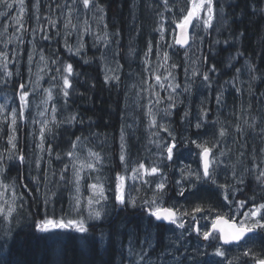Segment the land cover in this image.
Instances as JSON below:
<instances>
[{
    "label": "snow or ice",
    "instance_id": "snow-or-ice-1",
    "mask_svg": "<svg viewBox=\"0 0 264 264\" xmlns=\"http://www.w3.org/2000/svg\"><path fill=\"white\" fill-rule=\"evenodd\" d=\"M187 7H180L179 11L181 16L177 19L173 17L171 23L175 26L172 29L174 34L173 42L167 43V48H175L177 45L180 48L185 49L184 55L187 59L188 53L193 45H196L199 50L200 44L204 42L205 36L209 35L212 30H215L217 34L221 32V28L217 26L222 20L225 25L228 24L229 14L225 12L226 0H185ZM254 3H259V0H253ZM164 10L172 11L176 5H169V0H162ZM32 7L35 9V19L37 21V27L33 28V38L35 33L39 30L45 31V28L40 25V0H34ZM51 8V5H49ZM136 4L133 3V9ZM0 8L4 9L0 11V17L7 18L13 23L8 24L5 22L3 32L0 35L6 33L9 27L14 28V32L9 38L4 41V46L7 48L9 43L15 39L18 45L24 43L23 33L28 31L25 27V16L27 14V2L26 0H0ZM56 8H66L64 21V47L73 56H81L84 51L85 44L83 36L85 34H92V28L89 20L85 18L81 25L78 27V23H74L75 19L77 22L80 21L81 15L87 17L91 13L92 19L97 22V27L103 25L102 34L97 33L94 36V46L103 42L105 48L111 43L110 36L115 35L119 37L120 32L117 30L115 33H110L108 24L105 23L106 19V7L100 3V0H71V3L57 4ZM15 10L16 15L12 16L11 12ZM254 12H259L260 15L264 16V7H256ZM161 21L164 20L163 13L158 14ZM47 23L53 28L56 27L57 21L51 17H45ZM133 20H135V14L133 13ZM83 28V32L79 28ZM192 29V31H190ZM71 30V31H69ZM177 30H179L177 32ZM75 31L77 33L76 44L72 45L68 41V37ZM154 31L159 33V40L155 43L156 56L158 61H162L157 64L156 69H152V77H154L156 84L149 85L148 89H142L141 91H149L150 95L155 99H150L147 104H140L139 100L135 101L137 108H144L146 111L144 115L147 117V130L149 131L148 144L154 146L157 149L158 159L145 164L141 161L136 164L129 165L128 162V143H127V130L133 129V124L123 123L120 127L119 136V163L122 166V172L116 173L115 177V188L113 189V203L120 210H124L128 207L133 209L138 206L142 209L145 214L147 221L154 227H167L174 226V229L181 230L177 235V240L186 239L185 233L189 235L195 234L198 240L205 243L206 247L214 248L213 255L216 257L224 258L227 255V249L225 246L237 245L238 247H245L246 250L242 253L243 257H251L253 264H264V256L253 252L251 247H247L248 241L256 240L257 236L264 234V147L260 148V156H256V149L252 151V168L244 167L243 171L237 177V165L242 164L243 161L239 157L245 155L244 151L239 153L237 161L225 165L226 168L231 169V176L235 181V184L229 185L228 183H219L217 179L218 169L224 163L220 158L227 156L231 149L221 150L218 155L215 154L214 150L232 133L229 129L217 117L212 120L213 125H219L218 132L214 139H191L186 137H177L174 130L171 128L169 118L173 115V110L176 109L178 101L176 98L177 89L181 88V84L176 82V76L172 70L179 67L175 62L171 61V56L168 51H159L161 48L160 41L165 40V31L163 23H159L158 27ZM203 33V35H200ZM19 34V35H17ZM57 35H60L57 32ZM243 36V33L239 34ZM41 39L48 41L51 36L45 34ZM199 42V43H197ZM119 44V41H116ZM214 44L225 43L228 44L229 40L221 41L216 39L213 41ZM153 42L148 41L147 50L144 53L143 63L145 65V71L150 68L149 57L153 54ZM135 49L130 46L129 55L134 54ZM36 45L33 43L32 51L28 53V74L29 84L26 85L20 82L16 93L18 95L19 104L16 107H12L10 110L7 104V97L5 103H0V132H3L7 128V147L3 152H0V176H3L7 171L5 167V161H17L23 165L27 162V158L24 154L23 149L18 147V128L21 124L30 123L33 125H39L38 137L36 133H33L34 138L37 139L36 149L38 153L35 159V167L37 171L41 169L42 161L47 155V164L51 167L52 157L55 156V160L62 161L65 157L67 163L63 164V167L59 171V180L67 181V184L71 185L70 193V214L75 213V218H53L52 216L45 215L39 221L34 222V227L41 233L52 232L53 230H73L77 233L88 234L90 227L88 221H101L107 216L106 205L109 201L107 195L108 188L104 179L99 175L102 172L105 165V157L100 151H95L93 148L87 147L85 141L87 137L83 135L76 136L74 140L70 142L69 149L64 152H55L53 145L49 142V137L55 139L57 136V130L62 126H74L75 124H83V120L79 118L77 112H69L68 115L64 116L63 119H58V112L60 108L55 102L57 97L63 100V106L66 108L69 102V98L75 91L73 79L78 77L80 74L74 70L73 64L68 62H61L59 56L55 58L46 56L43 49L39 51V61L36 63V71L33 73L32 65L34 63V57L36 55ZM119 54L118 52L116 53ZM243 55V53H239ZM19 52L17 49L13 50L12 59H9L7 51H0V84H8L14 75V72L9 69V65L12 63H18ZM100 59L105 62L104 64V83L109 84L111 82H119L120 76L117 74L121 69L122 65L118 61H114L115 67H111L107 62V56L101 53ZM207 56L203 58L204 63H207ZM235 59V57H232ZM49 62L55 65L56 75L49 77V86L42 87V82L48 72L53 71L49 67ZM91 62V58H84V63L88 64ZM195 63V61H193ZM247 69L251 75V81H256L264 77L257 76V69L254 64L246 62ZM163 69V73L157 74L159 69ZM216 66L213 64L208 71L200 72L199 69L194 68L192 70L191 78L188 77V69L185 68V79L194 80L196 76L202 77V83L204 87L211 88V77L209 72H216ZM239 73L240 69H236ZM15 75H19V69L16 70ZM34 77V79H33ZM238 76L233 77V81L238 80ZM233 81H226L225 83H232V86L237 92H240V88L236 86ZM30 85V87H29ZM94 86V85H93ZM156 86L161 90H169L168 95L162 97L158 91H155ZM192 84L186 83L183 92L191 93ZM249 92L252 93V83H249ZM39 95V102H34L30 97ZM139 96V93L137 94ZM141 99L143 97H140ZM216 104L220 105L223 101V93H217ZM205 101H201L199 107L198 116L194 125H191L197 130L203 129L205 124L208 122L209 109L204 106ZM33 105L36 107V116H30V111ZM160 105H164L160 107ZM251 108V104H249ZM29 113V115H26ZM191 115L189 110H185L182 121L188 120ZM239 119V118H238ZM135 122L136 118L133 117ZM234 130L239 137L243 139L247 136L248 131L251 130L255 135H258L262 142H264V127H260L257 132L256 117H252L251 120L245 119L243 124L236 123ZM167 133V138L161 137L160 132ZM92 135H98L93 133ZM156 137L157 139H153ZM105 139L107 136L105 135ZM239 141L234 137V143ZM103 143V142H102ZM184 143H190L195 145L199 150L197 155L199 157V167L197 170H193L191 165H185L181 168V180L176 181L178 186L177 196L188 199V195H196V192L200 191L199 186L211 185L215 186L220 190L223 198V207L227 209L226 212L221 209H217L209 205L205 207L203 203L193 204L190 208H185L184 205L176 206L175 204L168 206L165 203V196L168 189V177L164 172V167L167 166L165 161L172 162L175 159L176 153L179 147ZM241 148L246 149L247 143L241 144ZM82 150H86V155H83ZM259 159V163H257ZM71 170V176L67 177L65 174ZM92 173L97 175L93 176ZM251 173L253 179L256 181L257 186L262 194L261 202H256V195L253 194L251 197L245 199H237V193H243V187H236V185H245V174ZM57 173L52 172L55 176ZM45 187L47 188L48 183V170L45 169L43 172ZM152 178V179H149ZM158 178V179H157ZM32 180L38 185L40 183L39 177H32ZM88 180H92V183H87ZM131 181L134 185L139 183L141 185L152 186V196L149 199H143L139 205L137 203L138 198L126 195L127 182ZM185 183L187 187H185ZM60 186L59 184L57 185ZM25 189L28 188L27 184H24ZM87 189L90 193L88 196L84 195L83 189ZM11 190V198L5 199V196ZM140 189L137 188V191ZM195 190V191H193ZM31 191V190H29ZM39 191V188L36 189ZM50 193V195H49ZM50 196H56V192L48 189L45 193L43 203L45 207L50 203ZM24 194H18L15 191V181L12 184H7L3 179H0V219L5 223H11L18 215V208L23 207V203L18 201L24 200ZM246 209V210H245ZM86 210L87 215H83ZM185 217L190 218L185 220ZM211 217L210 224H201V220H208ZM18 222V221H17ZM146 236L142 244H146L148 248H153L152 232L149 227H145ZM249 234H252L251 236ZM11 229H5L0 234V249H3L11 239ZM104 233L100 235V240H104ZM264 239V236L260 237ZM85 244L89 243L88 236L82 237ZM243 242V244L241 243ZM187 250V249H186ZM196 256L189 257L192 264H201V261L196 257L203 255L199 247L195 249ZM142 253V254H141ZM141 253H136L135 249L129 246L130 257L135 256L136 259L134 264H150V260H146L148 252L145 249H141ZM177 264H180L179 257H175ZM240 257H233L228 260L227 264H236ZM216 264H223V261H217Z\"/></svg>",
    "mask_w": 264,
    "mask_h": 264
},
{
    "label": "trees",
    "instance_id": "trees-1",
    "mask_svg": "<svg viewBox=\"0 0 264 264\" xmlns=\"http://www.w3.org/2000/svg\"><path fill=\"white\" fill-rule=\"evenodd\" d=\"M33 1L29 0V2ZM100 3L106 7L105 23L108 24L107 30L110 33H115L117 30L120 32L119 37L112 35L110 38L115 42L119 41V44H116L119 49L120 61L124 66L128 67L131 65L133 56L138 48L137 37L140 31V24H137L138 21L133 20L132 16L130 17L129 0H100ZM61 4H64V2ZM256 7H264V0H259V3H254L253 0H226L225 12L230 17L228 24L225 25L223 23L219 35L216 31L212 30L209 35L205 36L201 60L205 56L208 59L207 63L202 62L203 68L206 72L214 64L217 69L214 73L209 72L213 89V100L217 93L222 92L224 89L225 85L223 81L232 75L233 70H229L232 66L236 68L247 61L256 66L257 71L254 73L255 75L264 77V16L260 15L259 12H254ZM53 10L61 14L53 12L52 17L61 19L63 17L62 13L66 8H56ZM85 18L81 15L79 22L82 24ZM89 23L94 35L85 34L83 36L85 48L81 56H73L61 44L60 37L63 38L61 25H59L58 30L60 35H51L45 28L47 24H44L45 26L40 24L45 28V31L41 32L38 30L35 33V37H37L36 55L39 56L40 49L44 50L46 56L55 58L58 55L61 62L72 63L74 70L80 74L73 79L75 91L69 98L67 107L63 106V100L59 97H57L55 102L60 108L57 114L58 119H63L69 112H77L79 118L83 120V124L62 126L57 130L55 139L49 137V142L53 145L54 153H64L69 149L70 142L76 136L83 135V137H87L85 141L87 147L100 151L105 156L106 166L99 175L109 186L108 196L109 200H111L110 204H112L110 207L111 211L101 221H88L89 225H93L90 227L88 234L77 233L73 230H53L48 233L37 231L34 227V222L39 221L45 215L57 219L62 217L67 219L75 218L76 214H67V209H70V202L68 203L66 192L68 190L70 194L72 186L67 184V181L59 180V171L63 167V164L68 162L67 158L65 157L62 161H57L53 155L52 164L49 167L47 164L48 157L45 154V159L42 161L41 169L38 172L35 167V159L38 153L36 143L38 141L37 139L30 140L29 145L26 144L25 139L30 138V133L27 131V135L25 136L23 129L21 136L22 143H19L18 147L20 149L26 147L24 154L27 162L23 165L17 161L5 162V167L8 168L4 173L3 179L7 184H12L15 181V186H19L17 193H23L25 198L23 201H18V203H23V207L18 208V215L13 219L11 225L0 219V234L7 228L11 229L12 237L8 244L3 249H0V264H134L135 259L131 260L127 258L125 251L128 249L130 241H133L132 246L136 253H141V249L143 248L147 250L150 256L154 257H158L161 254L164 255L166 252H172L181 244L182 250L180 251V255L191 250H185V246H187L185 240L182 243V240L178 241L177 238H170L171 227H154L147 221L143 211H131L128 208L120 210L113 203L116 173L122 172V166L119 163L120 127L123 123H128V121L124 120L125 116L123 117L126 91L123 86L116 82L104 83V62L100 59V56L105 46L103 42L94 46V36L97 33L102 34L103 25L97 27V22L91 19H89ZM27 26L29 30L30 24ZM36 27L37 22L32 25V29ZM240 33H243V36H240ZM45 34L50 35L51 39L48 41L41 39ZM56 36H58V40ZM216 39L221 41L229 40V43L214 44L213 41ZM70 44L75 45L76 38H74L73 43L70 41ZM130 46L135 49L132 55H129ZM29 51L32 50L26 43L23 54L24 60L28 57ZM238 52L243 53V55H239ZM36 55L32 68L33 73L37 60ZM232 57H235V59H232ZM84 58H91V62L85 64ZM238 61L240 62L239 64H237ZM49 67L53 69L49 73V77L56 75L54 71L56 66L49 63ZM27 71L28 66L23 61L19 75H15L14 78L16 79L11 86L14 90L18 88V77H21L23 81L25 72ZM251 75L253 74L251 73ZM199 78L202 79L201 76ZM249 104V102H246L238 106V110L233 108L231 111L237 116V120L239 117L241 124L245 119L251 120L252 117H256L257 131H259L260 127H264V78L256 80V82L253 81L251 108H249ZM217 107L220 108V105ZM217 107L212 105L211 110L214 114H210L208 119H210V116L217 115L219 120L223 124H226L228 120L224 119V115L218 114ZM181 117V110L176 109L172 116L173 128L177 137L183 136L189 138L195 128L191 126L193 124L187 123L186 120L182 122ZM127 132H129V129ZM93 133L98 135H92ZM105 135L107 139H105ZM129 140L131 139H128L127 136V143ZM182 145L178 150L182 149ZM128 149H132L129 143ZM249 157L248 159L252 166L251 156ZM257 163H259V159H257ZM45 169L48 170V183H50H47L49 185L47 188L49 187L52 191L56 192V196H50V203L46 207L43 203L45 193L48 191L45 187L43 176ZM53 171L57 173L55 176L52 175ZM242 171L237 172V177H239ZM170 172L172 175V169H170ZM93 174L97 175L96 173ZM65 175L70 177L71 170ZM37 176L40 179L38 185L32 180V177ZM24 184L28 185L27 189L23 187ZM58 184L60 185L59 187L57 186ZM37 188H39V191H36ZM243 188V193H237V199H245L255 194L256 202H261L262 194L251 173H248V178ZM189 198L197 201V203H203L205 207L218 200L217 195L211 189L205 187L196 192V195L189 196ZM173 200L171 199V204ZM218 202H220V198ZM140 217L145 218L146 221L137 223L135 219ZM146 225L153 234L151 238L154 247L150 249L146 244H142L146 236ZM102 232L105 237L103 241L100 240ZM162 233L166 234L167 249L163 248L166 242L163 241ZM85 235L88 236V244H85L82 239ZM261 236H264V234L258 235L250 247L253 252L263 256L264 239H261ZM2 242L0 240V243ZM195 249L192 250L193 257L196 256ZM210 249L213 248L211 247ZM210 249H208L207 254L210 253ZM186 257L184 255L183 258ZM250 260L252 261L251 257Z\"/></svg>",
    "mask_w": 264,
    "mask_h": 264
},
{
    "label": "rangeland",
    "instance_id": "rangeland-1",
    "mask_svg": "<svg viewBox=\"0 0 264 264\" xmlns=\"http://www.w3.org/2000/svg\"><path fill=\"white\" fill-rule=\"evenodd\" d=\"M231 1V0H230ZM69 3V0H66L64 2ZM133 3L136 4L135 9H133ZM169 5H176V7L172 8V11H165L164 6L162 3V0H129V14L130 17L132 16L133 18V13L135 14V21L137 20L138 23L140 24V31L138 33L137 37V44L138 48L136 49V52L133 56V60L130 66H124L121 61H120V54H116L117 52L119 53L118 46L116 42L112 39V43L105 48L103 53L107 56V62L111 67H115L114 61H118L120 65H122L121 69L117 73L120 76V80L118 83L119 85L123 86V88L126 91V102L124 105V110H123V117L124 120L128 121L129 124H133V129H129L128 133V139L129 140V145L131 146L132 149H128V157H129V165L139 163L141 161L145 162V164H149L152 161H155L158 159L157 155V149L148 144V137H149V131L147 130V122L148 119L144 115V112L146 109L144 108H137L135 101L139 100L140 104H147L150 99L154 100L155 98L150 95L151 90L149 91H141L142 89H148L149 85H155V79L152 77V69H156L157 64L162 62L158 61L157 56H156V51L157 49L155 48V43L159 40V33L154 31L156 27H158L159 23H163L164 28L166 29L165 31V40L160 41L161 43V48L159 51H168L170 56H171V61L169 63L175 62L176 64L179 65L178 68L172 70L176 76V82L181 84V88L177 89V93L174 94L176 95V98L178 101H182V103H178L176 109L181 110V115L183 116L184 111L187 109L190 111L191 115L189 116L187 123L193 124L196 122L198 112H199V107L201 105V101H205L204 106L209 109V115L214 114L212 113L211 107L212 105H215L216 107L219 106L216 104V99L213 100L212 94H213V89L207 88L203 86L202 79H200V76H196L194 80H188L186 81L185 79V72L184 69H188V77L191 78L192 70L194 68L199 69L200 72H205L203 68L204 63L203 60H201V55H202V50L204 47V42L200 44L199 50H197L196 45H193L191 50L188 53L187 59L185 58L184 52L185 49H180L177 46L175 48H167L166 44L167 43H172L174 34L172 32V29L175 27L171 21L173 17L179 18L181 16V13L179 11L180 7H187V4L185 0H169ZM135 10V12H134ZM163 13L164 20L161 21L160 16L158 15L159 13ZM85 17V16H84ZM137 18V19H136ZM91 20L95 21L92 19ZM81 24V22H78V26ZM223 25V24H222ZM218 27L221 28V21L219 24H217ZM79 30L83 32V28L80 27ZM75 35L76 40H77V33L72 32V34L68 37V41L73 43L74 39L73 36ZM92 35H94L93 29H92ZM200 35H203V33H200ZM9 36L8 34H3L1 38L8 39ZM0 38V40H1ZM151 40L153 42V54L149 57L150 59V68L148 71H145V65L143 63L144 60V53L147 50V44L148 41ZM199 43V42H197ZM3 42L0 43V49H3V46H1ZM5 47V46H4ZM7 49L9 50V59H12V54L13 50L17 49L19 52V55L17 57L18 63H12L9 65V69L14 72V75L12 78L15 76V70L19 69L21 70L22 64H23V50L22 46L18 45V42L13 39L12 43H9L7 45ZM195 61V63H193ZM104 62V61H103ZM247 62V61H246ZM246 62L243 63L241 66H237L236 68L232 66L231 69L233 70V73L231 76L225 79L223 81L224 83V89L222 90L223 93V101L220 104V108H216L218 114L224 115V119L228 120L226 124H224L225 127L229 129V132L232 133V135H229L224 141L221 142V144L215 149L216 150V155L219 154L221 150H227L231 149L230 152H228L227 156L221 157L220 159L224 162L218 169V175L217 179L219 183H228L230 184V178H231V169L226 168L225 165H228L230 163H234L237 161V158L239 157L240 150L244 151L246 154L243 157H239L240 160L243 161L242 164L237 165V172L243 170V168L246 166L249 169L252 168L250 164V158L249 156H252V151L253 148L256 149V156L260 155V148L264 147V142H262L261 138H259L258 135H255L251 130L248 131L247 136H245L243 139L239 137V134L235 133L234 130V125L236 123H241L240 119H236L237 116L232 113L231 109L238 110V106H241V104H244L246 102H249L252 104V93L249 92V83H252V88H253V81H251V73H249ZM240 62L238 61L237 64ZM105 64V62H104ZM130 68V69H129ZM236 69H240V72L237 73ZM163 69H159L157 74L163 73ZM238 76L239 79L233 81V77ZM182 78V80H181ZM226 81H233L238 88H240V92H237L236 89L232 86V83H225ZM256 82V81H255ZM186 83H191L192 84V90L191 93H185L183 92V88ZM29 84V80H28ZM4 85V84H0ZM30 87V85H29ZM226 87V88H225ZM155 91H158L162 97L168 95V91L161 90L158 86H156ZM139 93V96L137 95ZM140 97H143L142 99ZM31 100L34 102H39V95L30 97ZM3 103V102H2ZM247 105V104H246ZM164 105H160V107H163ZM176 109L173 110V115L176 111ZM37 109L33 105L30 111V116H36ZM29 115V114H28ZM172 115V116H173ZM172 116L169 118V122L171 124V128H173V121H172ZM133 117L136 118L135 122L133 120ZM209 118V117H208ZM208 122L205 124V127L203 129L197 130L195 129L191 136L189 138L191 139H197L198 137L200 139H214L216 137V133L218 132L219 125H213L211 123L212 120H215L217 118V115L215 116H210V119H208ZM239 118V117H238ZM184 122V121H182ZM243 124V123H242ZM25 125V124H24ZM25 127L30 131V138L25 139V143L29 145L30 140H34L33 133H36V136L38 137V130L35 127V125L29 122L25 125ZM175 132V130H174ZM258 132V131H257ZM176 134V132H175ZM161 137L167 138V133L161 131L160 132ZM234 137L239 141L238 143H234ZM153 139H157L156 137H153ZM247 143V148H241V144ZM23 151L25 153L26 147L23 148ZM198 149L195 147L194 148H189L186 144L182 145V149L178 150L174 159L175 164H177L179 170L183 168L185 165H191L193 170H197L199 167V158H198ZM83 155H86V150H82ZM239 152V153H238ZM103 155V154H102ZM105 157V156H104ZM106 164L104 165V167ZM251 166V167H250ZM103 167V168H104ZM103 171V170H102ZM176 177L181 178L180 171L176 173ZM93 176H95L93 174ZM1 179V178H0ZM88 183H92V180H88ZM6 183V182H5ZM106 183V182H105ZM50 184V183H48ZM129 184L131 185V190H127L129 193L128 195L132 197L138 196V194L141 193V191H137V186L141 185L139 183L133 184L131 181H129ZM106 183V187L109 189V186ZM185 185H187L185 183ZM49 186V185H47ZM211 191L215 193L218 197V200L216 202H213L209 205H211L214 208L221 209L222 211L226 212L227 209L223 207V198L220 193L219 189L211 188ZM47 190L50 189L49 187L46 188ZM202 190V189H200ZM194 191V190H193ZM84 195L88 196L90 193L87 191V189H83ZM199 192V191H198ZM177 191L175 192V195L173 197V204L176 206L184 205L185 208H190L192 204H196L197 201H193L188 198L185 199L183 197L177 196ZM108 195V192H107ZM66 196L68 197V203L70 202V194L67 190ZM11 198V190H9L8 194L5 196V199H10ZM220 198V202L219 201ZM109 202V201H108ZM192 203V204H191ZM208 205V206H209ZM68 206V204H67ZM108 204L106 205L107 208ZM108 212V208H107ZM70 213V209H67V214ZM83 215H87L86 210L83 212ZM146 218V217H145ZM143 217L136 218L135 221L137 223L145 222L146 219ZM187 218V217H185ZM190 219V218H188ZM211 220V217H209L208 220H202V224H209ZM181 230L175 229L174 232L178 235V233ZM163 241L166 242L164 243L163 248L167 249V241L166 239V234L162 233ZM253 241L249 240L247 247H250L251 243ZM133 245V241L131 242V246ZM130 246V244H129ZM129 246L126 251L127 258L133 260L136 259V257H130L128 255L129 253ZM133 247V246H132ZM208 247H206L203 243L201 244V253L203 255L198 256V260L201 261V264H216L217 261H223V264H227L228 260L233 259V257H240V259L243 257L242 253L246 250L245 247H234L227 249V255L224 258L221 257H216L213 255L214 253V248L210 249V253L207 254ZM140 253V252H138ZM142 254V253H141ZM165 253L164 255L161 254L158 257L150 256L148 254V257H146V260H150V264H177V261L175 257H168ZM185 254L183 255H177L180 260V264H192V261H190L188 258L193 257L194 254H188L185 255L187 256L186 258H183ZM264 256V255H263ZM240 259L236 261V264H242L240 262ZM248 264H253V262H249Z\"/></svg>",
    "mask_w": 264,
    "mask_h": 264
},
{
    "label": "water",
    "instance_id": "water-1",
    "mask_svg": "<svg viewBox=\"0 0 264 264\" xmlns=\"http://www.w3.org/2000/svg\"><path fill=\"white\" fill-rule=\"evenodd\" d=\"M179 31V30H178ZM179 46V45H178ZM249 235H252V234H249ZM229 246V245H228Z\"/></svg>",
    "mask_w": 264,
    "mask_h": 264
},
{
    "label": "flooded vegetation",
    "instance_id": "flooded-vegetation-1",
    "mask_svg": "<svg viewBox=\"0 0 264 264\" xmlns=\"http://www.w3.org/2000/svg\"><path fill=\"white\" fill-rule=\"evenodd\" d=\"M50 72H48V75H49ZM27 129V128H26Z\"/></svg>",
    "mask_w": 264,
    "mask_h": 264
}]
</instances>
